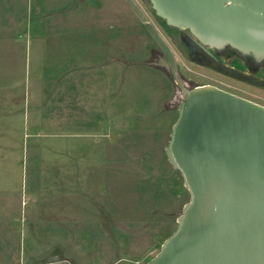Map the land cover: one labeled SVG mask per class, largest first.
I'll return each instance as SVG.
<instances>
[{
    "label": "rangeland",
    "instance_id": "374dc122",
    "mask_svg": "<svg viewBox=\"0 0 264 264\" xmlns=\"http://www.w3.org/2000/svg\"><path fill=\"white\" fill-rule=\"evenodd\" d=\"M106 1L95 17L74 0H0V264H51L57 251L70 264H148L190 202L166 155L176 85L147 64L157 48L147 41L146 57L143 25ZM233 79L215 86L264 107L262 73Z\"/></svg>",
    "mask_w": 264,
    "mask_h": 264
},
{
    "label": "water",
    "instance_id": "95a60500",
    "mask_svg": "<svg viewBox=\"0 0 264 264\" xmlns=\"http://www.w3.org/2000/svg\"><path fill=\"white\" fill-rule=\"evenodd\" d=\"M147 1L200 46L264 62V0ZM125 2L182 90L166 155L190 202L148 264H264V107L213 87L185 89L173 51L135 2Z\"/></svg>",
    "mask_w": 264,
    "mask_h": 264
},
{
    "label": "flooded vegetation",
    "instance_id": "af4514ba",
    "mask_svg": "<svg viewBox=\"0 0 264 264\" xmlns=\"http://www.w3.org/2000/svg\"><path fill=\"white\" fill-rule=\"evenodd\" d=\"M68 1H72V0H68ZM74 1L75 2H70L69 6L71 5V7L72 6L74 7L75 4L78 5V2H81V4L79 5V9H83L84 12H86L84 13L86 16L93 15L95 17H100V16L104 17L105 16L104 9L106 10L107 7L109 6V3L106 0H74ZM121 1L127 7L129 11V17H135V19H137L136 15L132 11V9L129 7V5L125 2V0H121ZM133 1L135 2V4L139 7V9L144 13V15L147 18L157 17L156 13L153 11L151 4L147 0H133ZM146 5H150L153 12L150 11L148 13L146 10ZM138 22L140 21L138 20ZM161 23L166 26V23L164 21H161ZM143 27L145 28L144 25ZM172 30L175 31L177 36L170 38V42L166 41L164 38L163 39L166 41V43L168 44V46L170 47V49L173 51V53L176 56L179 78H180L181 83L185 87V89L192 91V90H195L197 88H202V87H213V88L226 92V90L218 88V86H215V85L218 84L219 86L230 88L229 83H231L234 80L233 79L234 74L240 78L241 80L240 83L246 86H247L248 73L250 72V70L256 77L261 73L263 74V77H264V62L261 64H256L252 62L250 59L242 57L239 53H237L236 51H233L232 49L216 51V50H210V49L204 48L200 46L188 32H180L175 29H172ZM147 36H148L147 40L142 44L145 50L146 57L148 56L150 52L148 49H146L147 41L148 42L150 41L157 48V52H156L157 54H153L154 59H152V63L150 64L148 62L147 64L150 67L155 68L156 70L163 73L169 80H171L176 85V90H175L174 97H173V103L175 102V103H178V105H180L182 101V90L175 83L172 73L168 69L161 66L162 62L164 61V55L160 51V49L157 47V45L153 42L150 35L147 34ZM171 44L176 49L175 51L171 47ZM182 66H185L186 68L190 70L192 67H194L197 69H202V70H206L210 72L211 77H212L210 79L213 84L198 85L194 83L193 81L187 79L182 74V68H181ZM178 109H179V106H178ZM177 113H178V110H177Z\"/></svg>",
    "mask_w": 264,
    "mask_h": 264
},
{
    "label": "crops",
    "instance_id": "0c3cea01",
    "mask_svg": "<svg viewBox=\"0 0 264 264\" xmlns=\"http://www.w3.org/2000/svg\"><path fill=\"white\" fill-rule=\"evenodd\" d=\"M74 102V103H77V104H81V107H83L84 106V104L82 103L83 101H85V100H82V99H78V98H75V99H69V102ZM76 108H78V107H76ZM84 114V113H83ZM86 115V114H85ZM70 121H72V120H70ZM55 255L52 257V255H49V258H48V261H52L51 262V264H54V263H56V262H60V263H62V262H65V263H68V264H70V260L69 259H67V258H62V255H61V253L60 252H55L54 253ZM57 256V257H56ZM61 256V257H60ZM31 261L32 262H35V259H31Z\"/></svg>",
    "mask_w": 264,
    "mask_h": 264
}]
</instances>
